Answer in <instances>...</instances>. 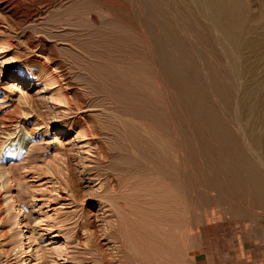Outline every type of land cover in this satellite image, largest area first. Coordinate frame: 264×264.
<instances>
[{"label":"bare ground","instance_id":"1","mask_svg":"<svg viewBox=\"0 0 264 264\" xmlns=\"http://www.w3.org/2000/svg\"><path fill=\"white\" fill-rule=\"evenodd\" d=\"M28 1L0 0V12L12 25L16 26L20 21H25L38 13V8L33 3L34 0ZM80 1L74 0L70 2L72 10L65 13L69 20L63 21L61 29L63 28L64 30L66 27L67 31H69L68 28H72V26H69L70 19H80L83 14V10L80 11V7L83 6ZM90 1L95 2V4L105 5L113 15V17L110 15L112 20H108L107 23L105 21L106 26L104 25L105 23H102L101 25L105 27L102 28L101 26L99 28H102L101 30L96 31L99 24L96 27L94 26L96 28L93 27L95 32L91 34L88 32L89 34L86 35L89 36L87 37L83 32L85 37L83 38L82 34L83 40L80 39L81 37L78 39L75 35L73 36L76 37L75 39H70L67 34L66 36L60 34L58 39L62 43L65 42L70 50L77 54V58H85L83 61L87 62V66L91 65V69H95V72L93 71L92 73L93 77L89 76L91 73L88 74L86 72L88 76H85L84 73L85 78L91 77L88 81L93 80L95 82L94 84L91 81L92 88L94 85L97 86H95V91H90L92 96H88L89 99L90 97H93V99L94 97L98 98L97 95L101 94L103 90L105 95L103 96L110 99L109 102L113 101L111 105L113 106L114 104L117 107V111L119 110L121 113L120 116L117 115V117L119 116L117 118L118 123L116 118L113 121L119 125V129H116L117 136L128 144L131 151L137 155L133 154L135 157L145 162H140L142 165L130 167L128 169L130 171L129 175L119 178L116 182L115 180H113L114 182L111 181V187L106 186L103 194L100 195L103 200V206L101 207H103V210L108 208L106 213L108 217H104L109 232L107 240H110L115 246L118 257L116 262H119V264H178L181 262L182 257L183 247L181 242L187 240L185 239V233L183 234L185 230L183 218H187L193 206L196 207L195 201L199 200L200 192L190 174H184L181 162L180 127H178L177 122H174L175 118H172L173 124L169 127L164 116L165 90L163 85L166 84L164 69L168 67L174 70L176 78L180 82L187 80V76L184 69L177 67L178 61L184 65L191 64L196 71V75L201 71L189 54L190 43L188 42H190V39L183 33V28L194 35L200 36L204 42L211 46L214 53L218 52L217 54H219L220 52L222 59L224 57L229 59L231 65L228 61L225 62L234 68L231 69L234 70L232 82L229 74L224 73L220 66L218 68V66L208 63L207 60L209 59L203 58L199 51L200 55H198L201 57L202 62L201 68L204 73H207L213 91L208 96L204 86L193 85L195 82L189 86V90L194 96L195 111H199L197 118H194V123L198 127L203 128L204 126L208 129V141L211 146L212 173L214 172V175L211 177V185L209 186L208 184L206 187L214 188L212 191H216L217 194L212 193L211 197L208 195L206 200L211 202L215 208L221 207V210L216 211L219 213L224 212L225 209L228 212L227 209L229 208L225 207L226 204L224 202V204L222 203L223 200L219 197L221 193H225L229 197H246L248 200L250 199V203L252 201L264 208V174L258 166L264 167V133L260 132V129L264 130V3L259 0V9H255L252 0H191L193 2V7H191L192 4L190 6L189 0H174L178 4V11L185 21L184 24H177L178 29L184 35L182 34L178 38V42H174L175 45L172 44L177 51L174 52L177 53L175 56L172 47V50L169 45L165 47L166 45L163 44L165 40L161 41V35L156 36L154 34L149 18L141 17L136 21V16L134 17V15L140 12L141 7L139 5V11H137L128 7L130 3L124 4V12L119 14L114 11L115 0ZM146 5L148 9L144 10H146L147 15H144L157 18L160 13L158 4L153 0H146ZM89 12L92 22L99 23L101 21V18L96 15L97 13L95 14L92 10H89ZM139 16H141V13ZM120 19L125 21V24L122 22L123 26L118 24V21L121 22ZM134 30L136 35L132 33ZM5 32L6 28L0 22V51L8 53L11 49V42L4 38ZM165 32L163 36L166 37ZM76 35L79 36L78 33ZM169 40L173 41L171 38ZM27 41V46L32 51V55L26 56L22 68L14 75V81L19 83L26 80L37 81L36 85L46 89L49 93L50 102L58 105L64 112V116L69 121L68 131L75 135V139L80 144L79 147L83 150L81 153L87 154L88 157L90 155L95 156V154L96 156L98 155L97 157L107 156L109 150L103 144H100L101 140L95 139L100 130L99 118L92 115L87 116L86 119L88 120H85L77 115L84 109L83 104L87 96H83L84 93H79L77 91L79 85L77 84L78 87H76V83L71 80V63L73 62L68 64L62 60L55 47L49 41L34 37L29 32L27 33ZM119 41H123L124 43L122 44L125 45H137L139 51L136 58L129 54L130 50L129 52H123L124 50L111 48L116 43L119 46ZM107 47L112 50L108 51ZM121 48L125 49L124 47ZM135 51L134 48L133 52ZM152 51L161 60H157L156 58L158 57L155 58L152 55L155 53H152ZM42 53H47V59L41 55ZM12 60L14 61V59L10 58L9 61L12 63ZM45 60H48V62ZM79 62L76 61V63ZM153 62L156 63L154 65H157V67L155 66V87H152L151 84V63ZM85 63L82 64L85 66ZM79 65L81 64H78L76 68L80 67ZM5 69L6 72L10 71V67ZM84 69L83 67L82 70L85 71ZM81 74L83 75V73ZM91 82H86L90 84L89 87H91ZM68 91L76 94L75 100L71 99L70 95L72 93L69 95L70 92ZM86 93L88 94L89 91ZM103 96L101 99H103ZM17 100L21 104L19 107L22 106V109H20L24 112L23 114L21 111V114H23L21 116H28L32 127L37 132H40L42 136L49 134L50 126L47 125V122L42 117L43 115L34 107L35 103L33 106L27 105L28 100L33 103L31 98L25 94L17 93ZM218 102L234 109L238 129L229 117L226 118L227 116L224 117L221 114L220 108L221 113L219 112ZM6 121L7 123H4L5 126L14 129V121L12 119ZM101 131L103 130L101 129ZM123 146L125 145L123 144ZM128 147L127 149H129ZM7 149L1 156L2 165H8L9 162L10 165H14V163H11L12 160L19 157L25 160L27 155L32 152L27 149V154L24 155L25 149L20 154L21 149L16 142L10 143ZM130 149L127 151L130 152ZM35 150L37 151L36 148ZM168 153L172 155V159L169 158L170 155ZM60 171L62 170L60 169ZM136 173L139 174L136 175ZM13 178L8 176L5 184L10 185ZM58 184L61 185L62 183L59 182ZM104 184L100 183V188L106 185ZM58 191L60 192L61 190ZM136 193L139 194L138 197ZM201 193L203 194V192ZM8 194L12 202V210L16 213V224L21 228L22 240H20L21 243L19 244L20 250L17 251L22 256L25 253L23 240L30 242L29 230L25 228L24 215L17 199L11 191ZM53 195L49 196L51 201H56V199L66 200V198L69 199L68 197L72 196L67 194V197V195L59 194L58 196L60 197H54ZM134 195L137 199L131 200L130 197H134ZM242 201L244 200L242 199ZM104 211L106 212V210ZM85 216V213H81L77 222L75 221L76 225L73 223L75 226L67 228L68 231H65L67 229L64 227L65 230L63 229V232L53 234L52 238L64 240L63 253L56 257L54 256L56 253L53 255L50 253V256H54L52 258L47 255L49 253H46V255H43L46 262L57 263V261L62 259L66 260L67 263L81 264L79 260L77 261L75 252L72 251L76 247L74 245V242H76L84 254L89 255L88 258L84 257L87 258V262L90 261L92 264H96L97 260L93 256V254L95 255L93 250L96 247V245L94 246L95 234L88 232ZM57 222L61 223L62 221L59 222L57 220ZM57 222L53 226L57 225ZM185 225H187V229L190 227L188 223ZM183 227L184 230L182 231ZM49 228L52 229V227ZM31 246L32 244H29V250ZM96 251L99 252L98 255L101 256L102 262H105L104 264H112L114 262L108 259L109 253L106 251L108 253L106 256L107 253L105 254L104 249L102 250L103 252H100L99 246H97ZM84 261L86 262V259L82 261V264ZM25 262L26 260L22 258L18 261V264H30V262Z\"/></svg>","mask_w":264,"mask_h":264},{"label":"rangeland","instance_id":"2","mask_svg":"<svg viewBox=\"0 0 264 264\" xmlns=\"http://www.w3.org/2000/svg\"><path fill=\"white\" fill-rule=\"evenodd\" d=\"M73 1L74 0H34L33 3L38 8V13L34 14L32 17L28 18L25 21H20L19 23H17L18 26L16 24L17 27L15 25H12V23L9 22L8 19H6V17L0 12V22L6 28L4 38L10 40L11 42V49L9 48L10 50L8 51V53H3V51H0V160L4 152L8 150L7 148L10 143L16 142L18 144V147H20L21 149L20 154L25 149L26 151L23 152L24 155L27 154V149L32 151L28 154L29 156L27 155L25 160L21 159L20 157V159L16 158L17 160H12L11 163H14V165H10V162L8 165H2L0 161V264H18V261L22 258L26 260L25 263L30 262V264H71L62 259L57 261V263H49L45 261V257L43 255L49 253L47 255L52 258L54 256H60V254L63 253L64 240L60 238H52V236L54 233L63 232L65 228L69 229L72 226H75V223L77 222V219L79 218V215L81 213H85L86 215V218L84 219L86 220V225H88V232H92L93 234H95L94 246L96 245V247H94L95 250H93V253H95V255L93 254V256L97 260H95L96 264L105 263L104 261L102 262L103 259L100 255H98L99 252L96 251L97 246H99L100 252H103L102 250L104 249L105 254L107 252L109 253V255L107 253L106 256L108 255V259L112 262L114 261L112 264H119V262H116V259H118L117 250L114 248L115 246L111 243V241L107 240V235L109 233L108 225L104 220L108 217L106 214L108 208L104 209L106 210L105 212L103 210V207H101L103 206V200L100 195L103 194L104 188L106 186H109V188L111 187V181L115 180L116 182L119 178H123L129 175L130 171L128 169L130 167H134V165H142L144 161H142L138 157H135L137 155L131 151L130 147H128V144L117 136L116 129H119L117 118L121 113L119 112V110L117 111V107L114 104L113 106L111 105L113 101H111V103L109 102L110 99L104 97L105 95L103 90L101 94L99 93L100 95H97L98 98L94 97L93 99V97H90V99L93 100L89 99L88 96H92V94H90V91H95L96 85H94V87L92 88V82L94 84L95 82L93 80H89L90 82L92 81L91 87H89L90 84H87L86 82H89L88 79L93 77L92 73L93 71L95 72V69H91V65L89 64V66H87V62L83 61L85 60V58H77V54L71 51L69 46H67L65 42L62 43V41L58 39L60 37V34H64V36H66L67 34L70 39H75L76 37L79 39L82 36L83 32L85 35L95 32V27L98 24V29H96V31L101 30L106 26L108 20H112L113 15L105 5H99L97 3L95 4V2L90 0H81L80 2H82L83 8L80 7V11L83 10V14L80 16V19L72 18L69 21V26H72V28L75 27V31L72 30V28L70 29V27L68 28L69 31H67L66 27L63 30V28L61 29L63 21H65L66 19L69 20V18L65 16V13L72 10L70 2ZM115 1L116 3L114 11L118 12L119 14H122L124 12V4L127 5L128 3H130L128 7H131V9L133 8L137 11H139V7H141V10H143H140L137 15H134V17L136 16V21L141 17L149 18V21L153 27L154 34L156 36L161 35V41L165 40L163 44L166 45L165 47L169 45L170 49L172 47L173 53L176 51V48L172 44H174V42H178V38L181 37V35L184 33L186 37L190 39V42H188L190 43L189 54L193 62L201 69L200 73H197L196 75V71L191 64L184 65L180 63V61H178L177 67H179L180 69H184L187 76V80H182V82H180L176 78L174 70H171L168 67H165V74L163 73L166 81V84L163 85V89L165 90L164 116L166 117L169 127L173 124L172 118H175L174 122H177L178 127H180L179 131L182 148L181 162L183 165L184 174H190V176L196 183L197 189L200 192L199 200L201 201V203L199 200L195 201L196 207L193 206V209L189 213L187 218H183L185 230L187 229V225H185L187 223L188 226H190L192 229L190 230V227H188V229L185 231L184 227L182 228V231L184 230L183 234L185 233V239L187 240L183 241L185 239L184 237H182V257L181 262H179L178 264H259V262L261 264H264V259L262 261L256 260L258 250L264 247V243L261 242V238L259 235L261 234L260 221L262 220V222L264 223V208H261L259 205L253 203L252 201L250 203V199L248 200V198L246 197H229L225 193H221L219 197L223 200L222 203L224 202L226 204L225 207H229L227 209L229 214L226 209V212L224 211L222 213H219L216 211H218L219 209L221 210V207L215 208V206L211 202L206 200V197H208V195L209 197H211L212 193L217 194L216 191H212L214 190V188L211 189V187H206V185L208 186V184L209 186L211 185V177L212 175H214V172L212 173L213 161L211 159V146L208 141V129L204 126L203 128H201L200 126L198 127V125H195L194 123V118H197L199 111H195L194 96L189 90V86L194 82L195 83L193 85L204 86V88L207 90L208 96H210L213 91V88L210 86L211 82H209L210 80L207 73H204L201 68L202 62L201 57L199 56V51L201 52L203 58L205 57V59H209H206L208 63L218 66V68L220 66L224 73L226 72V74H229L232 82V79L234 78V70L231 69L234 68L230 66L231 63L229 62V59L225 57L222 59V57L220 56V52L219 54H217L218 52L214 53L211 46L208 43L204 42L200 36L194 35L185 28H183V33L178 29L177 24H184L185 21L178 11V4H176L174 0H153L158 4V7H160L159 10L161 14L159 13L157 18L145 16L147 14L146 10L144 9H148L146 0H132L133 3L130 0ZM258 1L259 0H252L255 9H259ZM260 1L264 3V0ZM27 2L29 1L27 0ZM191 2L192 1L189 0L190 6L192 4L191 7H193V2ZM89 10H92L95 14L97 13L96 15L101 18L102 22H92L90 17L91 11L89 12ZM140 13L141 16H139ZM120 21L121 22L118 21L119 26H123L122 22L125 24V21L123 19H120ZM102 23H105V26H102ZM101 26L102 28L99 29ZM28 32L31 33L34 37H40L41 39L49 41L55 47L58 55L62 60L66 61L68 64L70 62L74 63H71V80L73 81V83H76V87H78L77 84L79 85L77 91L81 94L84 93L83 96L88 97H86V100H84V109L81 111L82 113L80 112L81 114L79 113L77 115L81 116V118L83 117L85 120H88L86 119L87 116L92 115L99 118L100 130L98 131V133H101H97V137H95V139L97 138L99 139V141L101 140L100 144H103L106 149L109 150V154L107 156L97 157L98 155L96 156L95 154L96 157L94 155H90L88 157L87 154L84 155V153H81V151L83 150L81 149V147H79L80 144L75 139V135L68 131L69 121L64 116V112L58 105H54L50 102L49 93L46 89H43L41 86L36 85L37 81L26 80L20 83L14 81V75H16L17 72H19L18 70L22 68L23 63L26 60V56H29L30 54L32 55V51L30 50V48H28L29 46H27ZM164 32L166 37L163 36ZM77 33L79 36L76 35ZM132 33L136 35L135 30L132 31ZM84 34L83 38H85ZM74 35L76 37H73ZM87 36L89 35H86V37ZM83 38L81 37L80 39L83 40ZM167 38H171L173 41H168ZM120 43L122 44L124 42L119 41V46L118 43H116L117 45H112L111 48L115 50H124L123 52H129L130 50L129 54L136 58L139 51L137 45H121ZM126 46L129 47L127 48ZM121 47H126L127 50L126 48L123 49ZM133 47L136 50L135 52H133ZM107 50L109 51L112 49L108 48ZM152 53L155 52L152 51ZM46 54L47 53H42L41 55L44 56L45 59H47ZM174 54L175 56L177 55V53ZM152 55L155 56V58L158 57L156 58L157 60H161L160 57L156 55V53ZM10 58L14 59V61L12 60V63L9 61ZM80 60L82 61V63L86 62L85 66L81 63ZM219 60L220 62H218ZM76 61L80 62L76 63ZM225 61H228L230 65H228ZM46 62H48V60ZM76 64H81L82 66L79 65L80 67L76 68ZM154 64L156 63H151L152 87H155L156 85L155 66L157 67V65ZM6 67H10V71L6 72ZM83 67L85 68V71L82 70ZM86 72L88 74L91 73V75L89 74V76L91 77L85 78V76H88ZM81 73H83V75ZM91 88L94 90H92ZM88 91L89 95L86 93ZM17 93L25 94L31 98L33 103H31L29 99L27 105L33 106V104L35 103L34 107L43 115L42 117L47 122V125L50 126L49 134H47L46 136H42L40 132H37L36 129L32 127V123H30V121L28 120V116H21L24 114V112L21 110L22 106L19 107L21 104L17 100ZM71 93L72 91L69 93V95ZM102 96L103 99H101ZM70 97L72 100H75L76 94L73 92ZM218 103L219 104L217 105L219 112L221 113L222 111L221 114L224 117H229L232 123L238 129L234 109L227 107V105L225 106L224 103ZM94 104L96 105V107ZM219 108L221 109V111ZM225 108H227L228 110ZM21 111L23 114H21ZM117 115L119 116L117 117ZM115 118L117 123L113 122L115 121ZM8 119H12L14 121V129H10V127L5 126L4 123H7L6 120ZM111 127H113L114 129H111ZM101 129L103 131H101ZM260 132L264 133V130L260 129ZM203 140L206 141L204 142ZM123 144L125 146H123ZM206 146H208L209 149ZM127 147L130 149V152L127 151L129 150L127 149ZM35 148L37 149V151L35 150ZM168 155H170L169 158L172 159V155L170 153H168ZM258 166L261 172L264 174V167H262L261 165ZM60 169L62 171H60ZM137 174L139 173H136V175ZM8 176H10L11 178H13L14 176V178L11 180L10 185L5 184ZM59 182L62 184H58ZM100 183H105L106 185L104 184L105 186H103V188H100ZM53 189L55 190L52 191ZM56 189L61 190L62 192H57ZM10 191L13 193L14 197L17 199L20 205V209L22 210L24 215V225H26L25 228L29 230L31 243L28 240H23V243L25 244L23 248L25 253L22 256H20L18 252L20 250V240H22L20 232L21 228H19L20 226L16 224V213L14 210H12V202L10 200V195L8 194ZM201 192H203V194ZM71 193H73L74 195ZM59 194L63 196L70 194L72 196L69 195L71 199L67 195L69 199H56V201H51L49 197L50 195L57 197ZM200 195L203 196V199ZM136 196L138 197L139 194L136 193ZM130 198L131 200L137 199L135 198V195L134 197ZM242 199L244 201H242ZM198 201L200 204L198 203ZM213 214L215 215L213 216ZM57 220L59 222L62 221L63 223H58ZM55 221L57 222V225H59V227H57V225L53 226V224L56 223ZM60 224L62 225L60 226ZM47 225L49 227H52V229H50ZM68 229L65 231H68ZM74 235L77 236L76 234ZM187 235L189 238L186 237ZM29 244H32L30 249L31 251L29 250ZM74 245L76 247L72 251L75 252L77 261L79 260V262H81L82 264V261L86 259V262L84 261L83 264H89L90 261L87 262V258L89 255H87L86 253L84 254V252L80 249L76 242H74ZM45 249L47 252L45 251ZM247 252H249L250 254L247 255ZM50 253H52V255L56 253V255L50 256ZM251 254H253V256ZM248 259H250L251 261L248 262ZM90 264H92V262H90Z\"/></svg>","mask_w":264,"mask_h":264},{"label":"crops","instance_id":"3","mask_svg":"<svg viewBox=\"0 0 264 264\" xmlns=\"http://www.w3.org/2000/svg\"><path fill=\"white\" fill-rule=\"evenodd\" d=\"M261 223H260V226H261V234H259L260 235V238H261V242H263L264 243V226H263V222H262V220L260 221ZM250 253L249 252H247V255H249ZM252 256H253V254H251ZM249 258V257H248ZM264 259V247H262L260 250H258V254H257V261H262ZM251 260L250 259H248V262H250ZM248 264V263H247ZM259 264H261L260 262H259Z\"/></svg>","mask_w":264,"mask_h":264}]
</instances>
